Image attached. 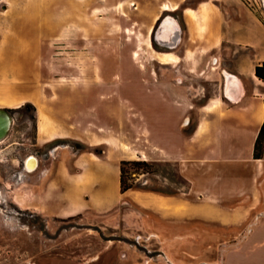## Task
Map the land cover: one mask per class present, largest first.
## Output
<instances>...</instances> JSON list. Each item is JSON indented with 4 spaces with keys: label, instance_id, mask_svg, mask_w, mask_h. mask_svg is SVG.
Returning <instances> with one entry per match:
<instances>
[{
    "label": "crops",
    "instance_id": "obj_1",
    "mask_svg": "<svg viewBox=\"0 0 264 264\" xmlns=\"http://www.w3.org/2000/svg\"><path fill=\"white\" fill-rule=\"evenodd\" d=\"M58 1L59 16L81 18L74 27L79 48L121 50L120 56L95 58L105 65H128L120 81L127 89L117 88L120 82L100 85L92 74L78 86L44 98L46 102L33 95L28 103L35 112L47 106L45 112L64 127H48L51 138L43 142L77 139L90 149L78 151L76 160L90 170L131 154L174 166L187 184L188 197L155 191V215L170 225L202 218L239 227L238 232L250 226L221 264H228V257L247 243L249 257L237 264H264V152L259 159L252 155L264 120V82L254 74L255 65L264 61V22L250 3ZM69 2H74V9ZM260 4L264 10V0ZM28 30L33 31L34 24ZM11 63L3 67L11 69ZM149 63L153 72L130 67ZM63 101L68 104L65 109ZM257 106L262 111L258 122L250 112ZM214 182L222 188L217 196L208 188ZM94 188L98 192L99 183ZM190 193H201V202ZM86 205L93 208L89 198ZM163 236L174 239L176 233Z\"/></svg>",
    "mask_w": 264,
    "mask_h": 264
},
{
    "label": "rangeland",
    "instance_id": "obj_2",
    "mask_svg": "<svg viewBox=\"0 0 264 264\" xmlns=\"http://www.w3.org/2000/svg\"><path fill=\"white\" fill-rule=\"evenodd\" d=\"M247 2L264 19L260 0ZM69 3L74 9V2ZM76 20L81 18L59 16L58 0H0V108L10 110L12 117L10 131L0 141V264H221L250 226L238 232L239 227L202 218L189 225L164 224L155 215V191L188 197L187 184L174 166L154 161L147 169L125 165L133 187L124 194L118 183L122 160L100 162L90 170L76 160L78 151L90 149L77 139L43 142L51 138L48 127H64L45 112L47 106L36 113L27 105L33 95L50 98L92 74L100 85L117 84L129 68L99 59L107 53L120 56L121 50L79 48ZM33 24L34 30H28ZM10 62L6 70L3 65ZM130 67L154 71L150 63ZM123 85L116 87L127 89ZM136 88H141L139 83ZM67 105L62 102L63 109ZM30 156L37 164L29 170L25 162ZM130 156L125 160H144ZM208 188L216 196L222 189L217 182ZM189 195L199 202L203 198L201 193ZM88 198L92 209L86 205ZM248 244L233 252L228 264L249 257Z\"/></svg>",
    "mask_w": 264,
    "mask_h": 264
},
{
    "label": "trees",
    "instance_id": "obj_3",
    "mask_svg": "<svg viewBox=\"0 0 264 264\" xmlns=\"http://www.w3.org/2000/svg\"><path fill=\"white\" fill-rule=\"evenodd\" d=\"M258 15V14H257ZM260 20L264 22V20L258 15ZM254 74L255 76L264 82V61L261 63L255 65L254 67ZM263 104H264V99H263ZM27 105L33 107V111H35L34 106L32 104L28 103ZM264 152V120L259 128V131L257 133V136L254 141L253 145V158L254 159H259L262 157ZM125 165H132L136 169H147L151 167V163L147 160H122L120 163V175H119V183H120V190L121 192H125L128 189H131L133 186L132 184H129L127 182V170L125 169ZM134 175V173H132Z\"/></svg>",
    "mask_w": 264,
    "mask_h": 264
},
{
    "label": "water",
    "instance_id": "obj_4",
    "mask_svg": "<svg viewBox=\"0 0 264 264\" xmlns=\"http://www.w3.org/2000/svg\"><path fill=\"white\" fill-rule=\"evenodd\" d=\"M12 123L10 111L6 108H0V141L3 140L9 133ZM34 156H30L32 158Z\"/></svg>",
    "mask_w": 264,
    "mask_h": 264
},
{
    "label": "bare ground",
    "instance_id": "obj_5",
    "mask_svg": "<svg viewBox=\"0 0 264 264\" xmlns=\"http://www.w3.org/2000/svg\"><path fill=\"white\" fill-rule=\"evenodd\" d=\"M151 29V28H150ZM152 30V29H151ZM139 32V31H138ZM139 34V33H138ZM141 34V33H140ZM140 36V35H139ZM142 39V38H141ZM139 41V40H138ZM140 42V41H139ZM144 42H146V41H144ZM148 43V42H147ZM137 45H138V43H137ZM140 45V44H139ZM140 48H142V47H140ZM146 49V48H145ZM144 49V50H145ZM142 51V50H141ZM141 51H139L140 52V54H141ZM146 51V50H145ZM150 51V50H149ZM137 52V51H136ZM138 53V52H137ZM139 54V53H138ZM133 55V54H132ZM141 56V55H140ZM141 58V57H140ZM141 61V60H140ZM251 116H253L255 119H256V121L258 122L261 118H262V111H261V109H260V107L259 106H257V107H252L251 108ZM25 164H26V167L30 170V169H34L35 167H36V164H37V160H36V158L35 157H32V158H29V159H27L26 160V162H25ZM30 264H36V263H30Z\"/></svg>",
    "mask_w": 264,
    "mask_h": 264
},
{
    "label": "flooded vegetation",
    "instance_id": "obj_6",
    "mask_svg": "<svg viewBox=\"0 0 264 264\" xmlns=\"http://www.w3.org/2000/svg\"><path fill=\"white\" fill-rule=\"evenodd\" d=\"M10 111V110H9ZM10 113H11V111H10Z\"/></svg>",
    "mask_w": 264,
    "mask_h": 264
}]
</instances>
